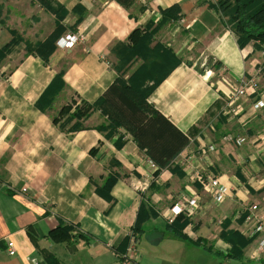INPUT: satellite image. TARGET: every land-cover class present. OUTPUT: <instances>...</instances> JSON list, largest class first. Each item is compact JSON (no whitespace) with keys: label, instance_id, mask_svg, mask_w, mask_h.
I'll return each mask as SVG.
<instances>
[{"label":"crops","instance_id":"crops-1","mask_svg":"<svg viewBox=\"0 0 264 264\" xmlns=\"http://www.w3.org/2000/svg\"><path fill=\"white\" fill-rule=\"evenodd\" d=\"M52 1L67 10L59 37L76 33L83 39L63 47L58 37L43 60L26 53L24 42L44 40L55 27L54 15L38 0H0V46L12 38L23 40L0 62V264H241L203 249L228 250L219 236L227 218V229L256 233L243 251L246 264H264V231H256L254 220L236 222L244 211L264 222V106L254 107L264 101V44L239 47L211 5L217 0H133L128 7L117 0ZM173 5L180 17L163 23L153 42L169 48L180 62L148 101L188 134L189 142L173 160L177 172L163 169L155 176L157 166L151 167L131 135L119 129L108 136L98 129L106 123L98 110L75 131L68 129L74 120L61 128L52 118L73 97L94 102L117 76L115 44L136 27L157 24ZM59 72L64 85L42 110L36 101ZM250 80L246 95L234 97V90ZM120 134L123 143L117 147ZM198 168L230 187L223 203L213 204L192 182L189 174ZM109 172L119 174L110 201L95 191ZM192 194L197 208L183 228L184 239L165 229L169 223L162 215L181 196ZM141 200L157 216L143 223L137 257L127 259L115 248L131 232ZM59 223L75 226L86 237L52 241L48 232ZM7 240L14 243L12 255ZM46 253L54 256L52 263Z\"/></svg>","mask_w":264,"mask_h":264},{"label":"trees","instance_id":"trees-1","mask_svg":"<svg viewBox=\"0 0 264 264\" xmlns=\"http://www.w3.org/2000/svg\"><path fill=\"white\" fill-rule=\"evenodd\" d=\"M40 4L55 17V27L42 41L35 43L24 42L26 53H34L47 60L55 47V40L62 34L65 27L61 23L67 15V10L59 3L52 0H38ZM128 7L133 0H117ZM213 5L223 17V23L236 36L239 47H244L249 42L264 44V0H217ZM180 16L176 6H171L162 11L161 19L157 24L147 23L143 27H136L130 33L126 41L118 42L112 48L116 58L113 67L117 72L115 80L92 103L76 101L72 98L63 105L57 115L52 118L53 123L63 128L64 123L74 120L68 128L75 131L82 127V121L92 112L98 110L106 118V123L98 126L106 135L122 129L125 134L132 136L139 148L145 151L149 159L157 166L153 174L157 176L161 170L170 169L177 172V166H173V160L178 153L188 144V134L177 129L166 117H164L154 105L148 101L149 95L155 87L179 64L180 60L167 47L159 42H153V37L159 27L170 20H176ZM79 18L75 21L76 25ZM23 41L20 37L12 38L6 44L0 46V62L9 53L15 43ZM141 63L135 66V63ZM62 72L57 73L45 91L36 101L37 107L43 110L47 107L51 98L63 87ZM210 114V113H209ZM64 118L63 122H60ZM123 133V134H124ZM122 135L116 139L115 145H122ZM96 148L90 149L94 153ZM118 165L117 163H111ZM119 166V165H118ZM116 172H109L101 184H97L95 191L111 200L110 190L118 178ZM152 188V184L149 186ZM157 216L156 212L145 202L139 204L135 221L131 226V232L122 238L115 248L125 257V249L129 235L135 240L143 231V223L149 218ZM247 216L242 212L236 222L241 224ZM189 223L188 218L178 215L175 220L166 224L165 229L173 235L186 238L183 228ZM219 236L229 244L225 253L217 251L212 246H203V249L220 257L230 258L246 264L243 259L244 248L253 241L256 233L245 236L237 229H227L230 219H224ZM32 241L35 237L31 234V228L27 229ZM49 238L54 242H69L74 237H86L71 224L59 223L48 232ZM49 262L55 260L54 256L46 253Z\"/></svg>","mask_w":264,"mask_h":264},{"label":"built area","instance_id":"built-area-1","mask_svg":"<svg viewBox=\"0 0 264 264\" xmlns=\"http://www.w3.org/2000/svg\"><path fill=\"white\" fill-rule=\"evenodd\" d=\"M83 37L76 33H67L58 38L57 44L62 42L61 45L63 47H71L78 41L82 40ZM262 70V69H261ZM264 72V68H263ZM253 86V81H243L241 86L235 89L234 97L244 96L247 88ZM264 106L263 100H258L254 103V107H262ZM213 148V146H210ZM206 147H201V152L204 154L206 152ZM151 167H155L153 162H150ZM193 179H196L203 186L204 190L209 194L212 202L214 204H220L224 202L230 195V190L228 186L220 181L215 174L211 171H207L205 173H196L193 176ZM197 195L192 194L191 196L183 195L174 202L171 206L167 208V211L163 212V218L169 224L172 223L178 215L184 216L186 218H190L194 213V210L197 208ZM252 209H256V206H252ZM249 220H254L256 231H264V222L260 221L257 216L253 215L248 218ZM261 245L264 247V238L261 241ZM7 250L10 255L14 254L15 247L14 243L11 240H7ZM137 257V249H136V240L133 235H129V243L125 252V258L127 259H135ZM36 262L37 259H34Z\"/></svg>","mask_w":264,"mask_h":264},{"label":"rangeland","instance_id":"rangeland-1","mask_svg":"<svg viewBox=\"0 0 264 264\" xmlns=\"http://www.w3.org/2000/svg\"><path fill=\"white\" fill-rule=\"evenodd\" d=\"M234 91H235V90H234ZM245 95H246V93H245ZM245 95H244V96H245ZM241 97H242V96H241ZM74 98H76V101H78V102L80 101L77 97H74ZM210 146H212V145L210 144L209 147H210ZM210 148H211V147H210ZM205 150H207V149H205ZM150 162H152V161H150ZM198 172L200 173V168H198L197 170H195V171L193 172V174H189V176H191L190 178H192V180H193L192 182H195V183L198 182V183L200 184V182H199L198 180L193 179V177H192L194 174H196V173H198ZM216 176H217V175H216ZM217 177H219V176H217ZM218 179H220V178H218ZM200 186H201V188L204 190V188H203V186H202L201 184H200ZM228 188H229V190H231L230 187H228ZM222 203H223V202H222ZM213 204H214V203H213ZM220 204H221V203H220ZM166 211H167V209H165L163 212L165 213ZM249 217H251V216H247V217L245 218V220H249V219H248ZM188 219H189V218H188Z\"/></svg>","mask_w":264,"mask_h":264}]
</instances>
